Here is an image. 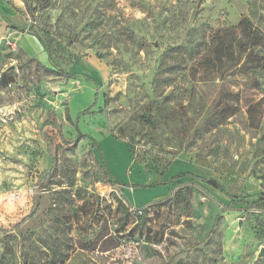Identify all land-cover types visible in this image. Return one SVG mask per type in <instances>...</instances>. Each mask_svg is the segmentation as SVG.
Returning a JSON list of instances; mask_svg holds the SVG:
<instances>
[{"label": "rangeland", "instance_id": "rangeland-1", "mask_svg": "<svg viewBox=\"0 0 264 264\" xmlns=\"http://www.w3.org/2000/svg\"><path fill=\"white\" fill-rule=\"evenodd\" d=\"M29 4L0 0V264H264V76L246 99L259 128L244 105L210 132L218 83L157 82L191 74L242 18L264 33V0ZM186 173L238 198L190 178L152 187Z\"/></svg>", "mask_w": 264, "mask_h": 264}, {"label": "trees", "instance_id": "trees-1", "mask_svg": "<svg viewBox=\"0 0 264 264\" xmlns=\"http://www.w3.org/2000/svg\"><path fill=\"white\" fill-rule=\"evenodd\" d=\"M25 3H27L29 10L32 12L33 9L29 4V0H25ZM174 51L179 52L180 50ZM209 51L212 52V54ZM233 62L236 63L237 66L242 63L238 70L236 81L245 78L249 85H241L236 81L232 82L228 66ZM64 75L69 78L74 77L72 74ZM257 76H264V33L256 28L247 18H242L236 27L217 30L213 34L211 37V45L208 48V54L201 56L197 60L195 69L191 74L186 75L182 68L174 66L169 68V70H160L157 82L163 83L166 87H170L178 84L179 81L184 89L185 86L189 87L188 84H191L193 79H196L195 81H197L198 84L218 83L220 87L214 100L216 101L214 112L210 109H206V107L202 108V111L207 115V117L205 116L203 118L205 119L204 129L206 132H210L236 116L241 111L242 106L247 105V93L250 90L260 89L258 84H251ZM190 98H192V94L189 95V99ZM247 107V114L249 116L251 128L258 129L260 126V120H258L256 116L257 112L255 111V107L252 105H247ZM92 109L93 106H90L88 109L80 112L78 120L89 114ZM79 135L82 137L81 133ZM92 141L95 148H98L96 141ZM192 143L193 142L188 144L187 147L192 145ZM99 151L102 156V150L99 149ZM171 165L172 164H168L167 166L169 167ZM104 168L107 175L122 187H134L119 182L105 164ZM184 178H190L193 181H202L207 186L224 193L230 199L238 198L236 195H230L216 179L201 178L191 173L174 176L169 180H165L157 185L155 184L152 187L170 185ZM181 193L182 190L174 194L172 199L175 203H178ZM254 205L257 207H264V198L255 202ZM83 208L84 205L81 207V210H83ZM75 222L76 218L74 220V223ZM108 235L109 233L106 234V237ZM162 241L163 236L154 240L156 243H161ZM23 264H26V262H23Z\"/></svg>", "mask_w": 264, "mask_h": 264}, {"label": "water", "instance_id": "water-1", "mask_svg": "<svg viewBox=\"0 0 264 264\" xmlns=\"http://www.w3.org/2000/svg\"><path fill=\"white\" fill-rule=\"evenodd\" d=\"M263 255H264V252L262 251L261 254H260V256L262 257Z\"/></svg>", "mask_w": 264, "mask_h": 264}, {"label": "bare ground", "instance_id": "bare-ground-1", "mask_svg": "<svg viewBox=\"0 0 264 264\" xmlns=\"http://www.w3.org/2000/svg\"><path fill=\"white\" fill-rule=\"evenodd\" d=\"M139 196H141V195H139ZM142 197V196H141Z\"/></svg>", "mask_w": 264, "mask_h": 264}]
</instances>
